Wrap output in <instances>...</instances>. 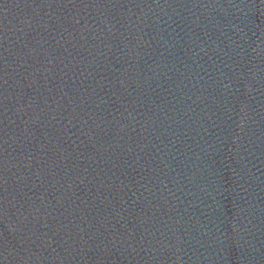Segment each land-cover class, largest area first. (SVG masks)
Listing matches in <instances>:
<instances>
[{
  "label": "water",
  "instance_id": "water-1",
  "mask_svg": "<svg viewBox=\"0 0 264 264\" xmlns=\"http://www.w3.org/2000/svg\"><path fill=\"white\" fill-rule=\"evenodd\" d=\"M0 264H264V0H0Z\"/></svg>",
  "mask_w": 264,
  "mask_h": 264
}]
</instances>
